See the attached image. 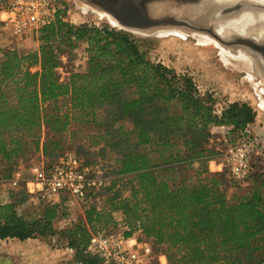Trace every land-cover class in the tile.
I'll use <instances>...</instances> for the list:
<instances>
[{
	"label": "trees",
	"instance_id": "trees-1",
	"mask_svg": "<svg viewBox=\"0 0 264 264\" xmlns=\"http://www.w3.org/2000/svg\"><path fill=\"white\" fill-rule=\"evenodd\" d=\"M55 5V20L30 35L36 49H0V181L32 150L46 169L72 153L105 183L76 200L84 218L59 230L56 204L20 214L29 194L22 185L9 189L0 240L58 236L76 264H103L88 251L91 234L120 227L123 237L150 241L166 264H264V171L252 175L251 166L249 188L229 193L238 188L233 179L209 170L218 154L209 146L212 128L225 127L229 144L255 122L253 108L220 106L191 75L152 60L145 41L105 23L75 24L62 0ZM80 44L84 70L60 80L61 56L70 59ZM73 123L93 128L89 145L110 161L109 176L68 150Z\"/></svg>",
	"mask_w": 264,
	"mask_h": 264
},
{
	"label": "rangeland",
	"instance_id": "rangeland-1",
	"mask_svg": "<svg viewBox=\"0 0 264 264\" xmlns=\"http://www.w3.org/2000/svg\"><path fill=\"white\" fill-rule=\"evenodd\" d=\"M65 4L66 20L79 24L82 22L108 24L113 28L124 30L132 34L135 38L149 44V56L152 60L160 61L165 65L174 68L177 72H186L191 75L201 91H209L214 94L220 106L228 102H247L255 111L256 118L252 124L257 132L264 133V79L257 71H250L247 57L235 55L238 60L230 57L225 51L227 46L220 44L218 40L207 33L168 27L167 29H157L151 31L131 30L117 24L115 20L107 14L98 12L91 8L84 7L78 0H62ZM28 41H25L27 40ZM84 44H80L70 54L64 53L61 56V66L57 69L60 80H64L72 70L82 71L85 68ZM37 48V42H33L30 35L16 37L0 24V49H17L19 51H30ZM246 63V64H245ZM243 66H242V65ZM36 70L32 68L31 71ZM70 130L75 133L74 144L68 149L78 155L84 156L89 161H94L102 168V172L107 174V158L102 157L98 152L99 147L89 145L88 134L93 131L89 125L72 124ZM226 130L222 127L212 128L213 137L209 146L217 150L216 163H221L222 170L218 171L228 178V170L224 164V154L228 146ZM45 130L41 136L44 137ZM76 146H83L78 149ZM85 152V153H82ZM37 153L30 150L24 154L21 162H18V169L23 174L28 173V168L33 163H39ZM252 175L256 172L264 171V154L255 152L251 157ZM14 163H16L14 161ZM20 163V164H19ZM112 163V162H111ZM212 168H216L211 164ZM5 166L0 162V179L4 178ZM210 170V169H209ZM6 173V171H5ZM3 174V175H2ZM2 177V178H1ZM8 178L7 180H9ZM236 189L227 188L228 192L239 190L245 191L249 188V182H231ZM249 184V185H248ZM240 188V189H239ZM8 181H0V197L8 192ZM3 197H1L2 199ZM47 202L38 201L33 196H28L25 203L21 204L17 211L20 214L32 215L38 209L46 205ZM56 204L57 216L53 221L54 227L59 230L66 227L68 220L83 219V203L68 196H61L58 200L51 202ZM37 210V211H36ZM115 218L119 215L114 214ZM121 232L122 228H114ZM113 229V230H114ZM154 249H156L154 247ZM0 264H76L73 261V252L65 246V242L54 237H37L26 241L17 239L0 240Z\"/></svg>",
	"mask_w": 264,
	"mask_h": 264
},
{
	"label": "built area",
	"instance_id": "built-area-1",
	"mask_svg": "<svg viewBox=\"0 0 264 264\" xmlns=\"http://www.w3.org/2000/svg\"><path fill=\"white\" fill-rule=\"evenodd\" d=\"M56 11L55 0H0V24L12 35L25 37L53 22ZM262 149L264 133L257 132L250 124L226 148L223 159L230 178L246 182L251 174L250 157ZM221 165L211 160L209 169L218 172L222 170ZM104 183V177L96 175L72 153H67L59 156L49 169L43 164L30 165L27 174L17 169L8 180V189H18L22 185L29 196L51 203L64 195L74 200L83 199L89 191L100 189ZM7 193L9 195V190ZM88 251L101 258L103 264L167 262L165 254L154 249L150 241L138 240L135 235L123 237L115 229L91 234Z\"/></svg>",
	"mask_w": 264,
	"mask_h": 264
},
{
	"label": "water",
	"instance_id": "water-1",
	"mask_svg": "<svg viewBox=\"0 0 264 264\" xmlns=\"http://www.w3.org/2000/svg\"><path fill=\"white\" fill-rule=\"evenodd\" d=\"M83 3L84 7H89L98 12L107 14L110 18L115 20L120 26L131 29V30H141V31H151L157 29H167L168 27H176L183 29H195V31L204 32L206 29H200L195 24H192L181 18H173L168 14L151 15L149 13V5H154L152 2L160 1L165 2L166 0H78ZM99 4L100 9L92 7L90 4ZM263 5V3H255V5ZM236 8H231L228 11H234ZM261 9L262 6H260ZM224 11L223 13H227ZM220 13V12H219ZM208 32V31H207ZM209 33V32H208ZM232 39L219 38L217 35H212L219 43L225 44L227 47L239 46L244 49H248L246 56H251L256 64L257 61L260 66H255V70L264 79V64L260 63L263 59L264 62V39L257 41L255 37L251 36H241L240 34L232 33ZM249 56V57H250ZM261 71V73L259 72Z\"/></svg>",
	"mask_w": 264,
	"mask_h": 264
},
{
	"label": "bare ground",
	"instance_id": "bare-ground-1",
	"mask_svg": "<svg viewBox=\"0 0 264 264\" xmlns=\"http://www.w3.org/2000/svg\"><path fill=\"white\" fill-rule=\"evenodd\" d=\"M99 2L98 0H95ZM218 1H230V0H218ZM154 5H149V13L151 15H159V14H168L173 18H181L184 19L194 26H197L200 29H206L203 33H207L211 36L217 35L219 38L223 40L229 38L233 35V32H241L245 35H259L262 30H260L264 23V17L257 15L252 12L242 11L241 14L235 19H228L226 21H218L217 19V8L219 11L223 12L226 10H231L229 8H223L224 4H217V0H166L165 2L154 1L152 2ZM92 7L100 9L101 6L99 4H90ZM226 5V4H225ZM231 6V5H230ZM236 11H241L239 8L235 9ZM229 13V11L227 12ZM223 16V15H222ZM231 15H228V17ZM252 26L257 27V30H253ZM252 28V29H251ZM191 30V29H188ZM195 31V29H193ZM199 32V31H198ZM213 37V36H212ZM214 38V37H213ZM229 54L230 57L234 58V60H238L241 56L244 58V55H240L236 53V50H229L225 51ZM235 55H239L240 57L237 59ZM247 57V56H246ZM249 60L250 57H247ZM248 60V61H249ZM241 60H238V62ZM252 62V60H251ZM249 61V67L243 66L250 71H255V66H260L257 64H253ZM246 64V63H245ZM261 73V71H259Z\"/></svg>",
	"mask_w": 264,
	"mask_h": 264
},
{
	"label": "flooded vegetation",
	"instance_id": "flooded-vegetation-1",
	"mask_svg": "<svg viewBox=\"0 0 264 264\" xmlns=\"http://www.w3.org/2000/svg\"><path fill=\"white\" fill-rule=\"evenodd\" d=\"M258 2L259 3H263V5H261V4L260 5H255V3H258ZM217 4H224L223 5L224 9L225 8H229V7L235 8V6L236 7L239 6V9L241 10L239 12L234 10V11H229V13H223L224 11L221 12L217 8V19H218V21H221V20L226 21L228 19H235V17H237L239 13L241 14L242 11H246V10H247L246 12H252V13H255L257 15H260V16L264 17V0H230V1H223V2L222 1L220 2V1L217 0ZM260 6H262L263 9H261ZM236 9H238V8H236ZM226 11H228V10H226ZM228 15H231V16L228 17ZM261 23H264V21H261ZM252 28H253V30H257V27L252 26ZM260 30H262L261 33L259 35H256V36L245 35V34H242L241 32H236V31L233 32V33L240 34L241 36L255 37V39L259 42L262 39H264V26ZM229 38L232 39V35ZM227 49L236 50L237 51L236 53H239L240 55H244L245 57H246V54H247V51H248L247 47H246V49H244L243 47L241 48L239 46L238 47L237 46H234V47L231 46V47H227ZM249 56H247V57H249ZM250 59L252 60V62H251V60H249V61L255 65L254 59L251 56H250ZM258 62L259 61H257L256 64L260 65ZM260 63L264 64L263 59L260 60Z\"/></svg>",
	"mask_w": 264,
	"mask_h": 264
},
{
	"label": "crops",
	"instance_id": "crops-1",
	"mask_svg": "<svg viewBox=\"0 0 264 264\" xmlns=\"http://www.w3.org/2000/svg\"><path fill=\"white\" fill-rule=\"evenodd\" d=\"M25 41H28V39L25 40ZM1 197H3V198H2V200L0 201V203H8V202L10 201V197H9L8 193L3 194ZM117 215H118V214H117ZM116 219H117V218H116ZM117 220H120V217H119ZM27 240H30V239H27ZM25 241H26V240H25Z\"/></svg>",
	"mask_w": 264,
	"mask_h": 264
}]
</instances>
